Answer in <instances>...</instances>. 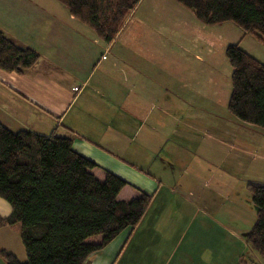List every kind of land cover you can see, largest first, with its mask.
<instances>
[{
  "label": "crops",
  "instance_id": "1",
  "mask_svg": "<svg viewBox=\"0 0 264 264\" xmlns=\"http://www.w3.org/2000/svg\"><path fill=\"white\" fill-rule=\"evenodd\" d=\"M60 3L31 0V9L20 10L15 0H0V29L40 56L23 72L0 67V123L14 131L30 129L46 135L56 131L72 137L74 148L96 162L92 171L99 179L111 171L128 181L120 199L136 198L141 191L153 194L141 222L91 254L85 264H264L253 254L246 257V237L225 232L228 218L222 214L236 217L238 203L227 206L228 202L207 198L204 189L171 188L161 179L171 166L188 169L191 160L222 164L231 155L244 166L251 151L243 146L247 138L241 130L242 141L235 143L226 139L228 129L203 131L193 122L188 112L196 101L189 68L180 70L177 62L167 68L166 62L148 59L155 66L151 70L117 48L137 7L108 43ZM163 76L165 81H178L181 97L173 85H164ZM173 93L178 100L171 97ZM206 143L209 148H204ZM154 166L159 172L153 171ZM11 212V204L0 198V215ZM19 225L0 227V250L22 260L27 259L26 249L15 247L19 237L23 244ZM0 264H7L1 254Z\"/></svg>",
  "mask_w": 264,
  "mask_h": 264
},
{
  "label": "trees",
  "instance_id": "2",
  "mask_svg": "<svg viewBox=\"0 0 264 264\" xmlns=\"http://www.w3.org/2000/svg\"><path fill=\"white\" fill-rule=\"evenodd\" d=\"M112 42L141 0H59ZM206 24L233 21L245 33L264 42V0H176ZM226 55L233 66L229 111L245 124L264 129V62L230 44ZM0 29V67L23 72L39 59ZM96 162L78 152L73 138L56 131L42 134L14 131L0 123V197L12 206L0 215V227L21 223L27 259L22 262L0 250L7 264H85L88 257L143 219L153 194L141 191L133 199L119 198L128 181L111 171L99 179ZM257 218L246 235L249 249L264 262V182H248Z\"/></svg>",
  "mask_w": 264,
  "mask_h": 264
},
{
  "label": "rangeland",
  "instance_id": "3",
  "mask_svg": "<svg viewBox=\"0 0 264 264\" xmlns=\"http://www.w3.org/2000/svg\"><path fill=\"white\" fill-rule=\"evenodd\" d=\"M15 2L18 3L15 8L31 9V0ZM130 20L126 32L116 43L117 48L119 45L122 53L133 62L141 63L151 70H154L155 66L151 65L148 59L166 63L168 61L169 66L164 63L167 68L173 67V62L179 63L180 70L189 68L193 75L188 82L191 83L193 99L196 101L188 112L190 116L192 115L193 122L202 126L203 131L216 132L219 129L222 131L228 129L226 139L229 142L242 141L238 136L242 135L239 130L247 138L248 142L244 141L247 144L243 146L251 152L244 161V166L240 158L230 155L222 164L215 160L187 161L189 170L187 168L181 170L179 166L174 170L171 166L170 170L167 169L168 176H161L164 186L169 184L171 188L179 187L186 191L191 188L201 191L204 189L207 198L212 201L228 202L227 206L228 204L232 206L233 202L238 203L236 217H229L228 214H222V217L228 218L225 223L227 225L225 232L228 236L239 235L245 239V233L252 228L254 216L257 218L248 182L250 180L264 182V129L241 122L229 111L233 90V66L226 55V48L230 44L239 43L243 49L264 62V42L253 34L245 33L233 21L206 24L196 17L192 9L176 0H142ZM133 37L138 38L136 43L131 42ZM131 44L135 48L130 46ZM156 66L160 67L157 64ZM154 73L156 75L155 71ZM164 79L165 76L162 80L166 87L173 85L171 89L175 88V93L180 97L183 95L178 92V81L174 80L172 83L170 80L173 78H167L166 81ZM169 93L171 95L170 91ZM176 94L173 93L171 97L178 100ZM192 108L194 110H191ZM204 148H209V145L206 143ZM236 151L239 152V148ZM187 152L192 159L191 152L188 150ZM159 166L162 173L163 166L161 164ZM153 171L159 172V169L154 166ZM18 242L16 243L18 246L15 244L16 249L24 251L20 237ZM252 254L260 258L259 253L253 249L248 248L245 252L246 257ZM21 259L19 260L22 262L26 261L24 256Z\"/></svg>",
  "mask_w": 264,
  "mask_h": 264
},
{
  "label": "built area",
  "instance_id": "4",
  "mask_svg": "<svg viewBox=\"0 0 264 264\" xmlns=\"http://www.w3.org/2000/svg\"><path fill=\"white\" fill-rule=\"evenodd\" d=\"M76 89H78V87H76Z\"/></svg>",
  "mask_w": 264,
  "mask_h": 264
}]
</instances>
